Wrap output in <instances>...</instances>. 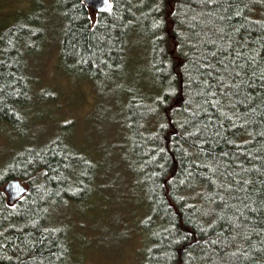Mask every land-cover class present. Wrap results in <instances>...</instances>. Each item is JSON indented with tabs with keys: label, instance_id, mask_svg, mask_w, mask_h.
<instances>
[{
	"label": "trees",
	"instance_id": "trees-1",
	"mask_svg": "<svg viewBox=\"0 0 264 264\" xmlns=\"http://www.w3.org/2000/svg\"><path fill=\"white\" fill-rule=\"evenodd\" d=\"M111 1L93 15L83 0H52L62 24L42 43L36 22L29 35L14 21L0 30V124L18 131L10 141L30 111L46 120L33 148L0 164V263L77 264L64 214L98 197L109 173L74 121L47 136L59 121L41 111L54 95L35 73L52 41L92 86L124 85L117 153L130 155L111 186L123 189L124 216L144 201L132 221L139 264H264V0ZM14 178L28 191L10 203Z\"/></svg>",
	"mask_w": 264,
	"mask_h": 264
},
{
	"label": "rangeland",
	"instance_id": "rangeland-1",
	"mask_svg": "<svg viewBox=\"0 0 264 264\" xmlns=\"http://www.w3.org/2000/svg\"><path fill=\"white\" fill-rule=\"evenodd\" d=\"M36 3L37 0H0V30L14 21L13 25L22 26L27 30L25 35L31 34L30 26L34 24L37 33L42 34L37 36L43 37L41 43L46 38L49 40L51 35L58 36L62 24L57 16L59 9L54 11L52 0H43L41 8L39 3ZM92 14L95 15L93 10ZM7 28L0 31V50L1 40ZM41 52L42 59L37 63L40 69L35 73L36 89L45 86L50 88L54 95L50 97L52 101H46L41 111H44L51 121H59L57 128L51 133L48 132L47 136L56 137V131L61 129L62 121H74L72 127L77 126L79 129L78 139L87 145H98L99 157L105 159L104 169L109 170L108 177L100 181L103 188L98 197L93 194L88 201L76 205L74 209H70V205V214H64V217L70 219L68 231L77 264L79 261L80 264H139L143 260L144 251L141 249V234L137 232L135 235L133 222L137 223L144 218V201L140 198L135 200L139 204L134 210V218L132 215L124 216V213H128V208L126 203L120 200L123 189H114L111 186L124 181L122 176H118V171L123 168L118 163L122 161L123 153L126 154L127 151L128 156L130 155V147L123 149L120 155L117 153V145L122 140L118 122L123 118L127 120L125 106L128 97L121 93L124 85L118 83L116 86L112 85V89L106 88L105 84L92 86L89 80L74 74L63 64L59 43L50 41ZM34 113H28L27 118L31 122L25 123L24 129L28 134H19L10 141L12 135H18V131L10 127V124L4 127L3 123L0 124V164L23 153L27 144H33L29 147L33 148L36 133L32 137L31 132L39 129L44 132V116L40 114L33 120ZM38 135L41 137V131L36 136ZM26 140L28 142L24 143ZM83 173L90 174L89 168H83Z\"/></svg>",
	"mask_w": 264,
	"mask_h": 264
},
{
	"label": "water",
	"instance_id": "water-1",
	"mask_svg": "<svg viewBox=\"0 0 264 264\" xmlns=\"http://www.w3.org/2000/svg\"><path fill=\"white\" fill-rule=\"evenodd\" d=\"M95 13L109 10L113 3L111 0H83ZM4 190L10 203L23 198L28 191V186L20 178L10 179L5 183ZM3 264V263H0Z\"/></svg>",
	"mask_w": 264,
	"mask_h": 264
}]
</instances>
